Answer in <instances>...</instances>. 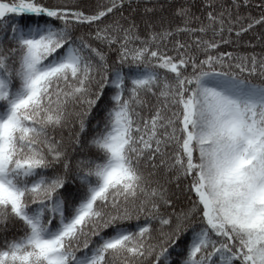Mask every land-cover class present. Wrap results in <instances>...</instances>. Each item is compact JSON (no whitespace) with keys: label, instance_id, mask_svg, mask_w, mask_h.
<instances>
[{"label":"snow or ice","instance_id":"snow-or-ice-1","mask_svg":"<svg viewBox=\"0 0 264 264\" xmlns=\"http://www.w3.org/2000/svg\"><path fill=\"white\" fill-rule=\"evenodd\" d=\"M0 264H264V0H0Z\"/></svg>","mask_w":264,"mask_h":264}]
</instances>
